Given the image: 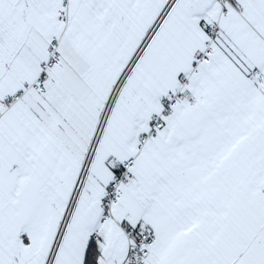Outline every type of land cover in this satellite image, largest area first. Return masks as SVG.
<instances>
[{
  "label": "snow or ice",
  "instance_id": "obj_1",
  "mask_svg": "<svg viewBox=\"0 0 264 264\" xmlns=\"http://www.w3.org/2000/svg\"><path fill=\"white\" fill-rule=\"evenodd\" d=\"M0 264H264V0H0Z\"/></svg>",
  "mask_w": 264,
  "mask_h": 264
}]
</instances>
